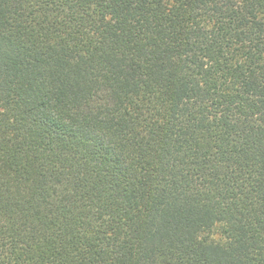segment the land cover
<instances>
[{
    "label": "trees",
    "instance_id": "1",
    "mask_svg": "<svg viewBox=\"0 0 264 264\" xmlns=\"http://www.w3.org/2000/svg\"><path fill=\"white\" fill-rule=\"evenodd\" d=\"M0 264H264V0H0Z\"/></svg>",
    "mask_w": 264,
    "mask_h": 264
}]
</instances>
